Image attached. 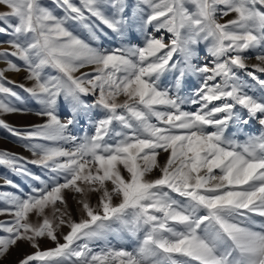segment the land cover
I'll use <instances>...</instances> for the list:
<instances>
[{"label": "rangeland", "instance_id": "rangeland-1", "mask_svg": "<svg viewBox=\"0 0 264 264\" xmlns=\"http://www.w3.org/2000/svg\"><path fill=\"white\" fill-rule=\"evenodd\" d=\"M0 3V264H264V0Z\"/></svg>", "mask_w": 264, "mask_h": 264}, {"label": "bare ground", "instance_id": "bare-ground-1", "mask_svg": "<svg viewBox=\"0 0 264 264\" xmlns=\"http://www.w3.org/2000/svg\"><path fill=\"white\" fill-rule=\"evenodd\" d=\"M8 2H9V0H8ZM0 7L1 8H3V7H5L6 5L8 6V4H2V3H0ZM6 6V7H7ZM9 7V6H8ZM4 12V11H3ZM10 14V13H9ZM6 118L8 119V120H10V121H17V122H20L22 119H25V118H23V116L21 115V114H19V113H17V112H15V111H7L6 112ZM92 197H93V195L92 194H90ZM59 225V224H58ZM56 226V225H55ZM63 228V226L62 225H59V226H57V230L58 231H60L61 229Z\"/></svg>", "mask_w": 264, "mask_h": 264}]
</instances>
